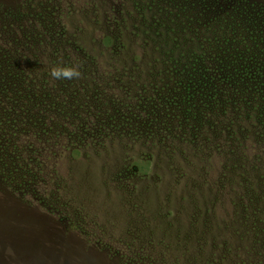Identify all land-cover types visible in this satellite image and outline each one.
I'll return each instance as SVG.
<instances>
[{
	"label": "rangeland",
	"instance_id": "374dc122",
	"mask_svg": "<svg viewBox=\"0 0 264 264\" xmlns=\"http://www.w3.org/2000/svg\"><path fill=\"white\" fill-rule=\"evenodd\" d=\"M154 1L0 0V47L5 42L20 53L24 68L44 66L45 43L35 26L47 12L57 19L62 2L64 17L125 26L128 48L141 52L142 61L155 57L164 71L160 52L169 45L157 49L154 38L126 29L141 16L151 19ZM193 1L210 22L221 6L240 0ZM128 8L132 19L124 22ZM182 44L176 53L188 57L190 46ZM60 52L69 57L65 46ZM14 64L4 59L12 78L1 81L37 97L54 94L65 106L0 105V264H264V85L234 86V94H178V74L169 65L176 99L167 112L153 101L144 114L129 120L116 114L113 122L105 112L111 99L92 119L89 99L73 93L71 80L42 73L36 84L34 74ZM116 84L120 94L112 95L126 100L124 83ZM153 86H145L150 95ZM196 146L204 150L197 153ZM247 187L255 195H246ZM242 200L261 218H249Z\"/></svg>",
	"mask_w": 264,
	"mask_h": 264
},
{
	"label": "trees",
	"instance_id": "16d2710c",
	"mask_svg": "<svg viewBox=\"0 0 264 264\" xmlns=\"http://www.w3.org/2000/svg\"><path fill=\"white\" fill-rule=\"evenodd\" d=\"M30 2L27 3L26 9L35 12L34 4H29ZM63 5L59 2L56 6L61 12L57 19L50 18V12H47V15L43 14L41 17L40 25L35 26L42 34L40 36H43L45 44L39 50V55L46 64L24 68L20 65V53L13 52L4 42L0 47V77H7L9 80L12 78L9 77L10 72L3 67L4 59L14 61V66L21 73L25 71L30 75L34 74L36 84L41 83V74L50 75L54 66L76 65L82 73L81 78H85L87 83L79 82L80 78L69 81V84L76 89L73 90L74 94H77V91L82 93L77 94L82 96V99H89L90 107H86V115L92 119L96 118L95 116L103 110V104L107 105L111 99L110 108L107 107L105 112L111 111L110 118L113 122L118 116L122 120H129L130 117L144 114L151 109L153 101L158 102L163 112H167L166 106L176 99L175 89L168 83L170 66L172 73L178 74L176 81L172 79L179 90L178 94H234V86L243 91L252 83L264 85V3L250 0L226 3L221 6L218 16L208 22L193 0L154 1L150 9L155 8L156 14L151 19L141 16L139 21L127 24L126 29L131 28L135 32L138 30L146 39L154 38L152 44H155L157 49L162 48V45H169V50L160 52L164 71L155 57H152L153 60L147 57L142 61L141 52H133L128 48L129 42L124 38L125 26L121 27L110 19L107 28H102L100 23L89 15H82L79 20L71 16L64 17ZM137 5L139 2L134 3V6ZM141 5L143 9L144 5ZM192 8H197L199 12L189 13ZM39 9L42 11V7ZM43 9L45 11V8ZM132 10L128 8L124 22L132 19ZM1 31L2 28L0 34ZM183 31L185 35L181 37ZM182 40L190 46L188 57L176 53L182 52ZM64 46L68 49L69 57L60 52ZM72 48H75L77 53L73 52ZM139 48L142 51L140 45ZM74 55L75 59L72 58ZM9 65L6 63V66ZM127 75L131 78L128 80L133 81L132 84L124 82ZM162 80L166 81V85L162 84ZM118 81L124 83L122 88L128 92L126 100L112 95L120 94V88L118 90L115 86ZM147 84L154 85L152 95L147 93ZM10 85L12 83L0 80V105L5 103L11 107L35 108L41 104L58 110L65 106L59 102L61 98L54 94H41L37 97V94H31L23 85L20 90L17 86L12 88ZM19 94L26 96L23 99ZM159 110L154 108L153 111L157 114ZM193 116L202 121L205 119L202 114ZM156 120L157 118H153L151 121ZM203 150V146L194 148L197 153ZM252 162L255 171L256 162ZM225 172L232 173L229 165H225ZM247 183L249 185L251 181L248 180ZM247 188L246 195L249 196L253 188ZM253 195L255 194L252 193ZM238 204L239 207L241 205L242 211L250 213L249 218H261L258 213L251 215L250 203H244L242 200Z\"/></svg>",
	"mask_w": 264,
	"mask_h": 264
},
{
	"label": "clouds",
	"instance_id": "9594fccd",
	"mask_svg": "<svg viewBox=\"0 0 264 264\" xmlns=\"http://www.w3.org/2000/svg\"><path fill=\"white\" fill-rule=\"evenodd\" d=\"M82 73L79 70V67L76 65H57L51 68L50 77L53 80H73L80 79Z\"/></svg>",
	"mask_w": 264,
	"mask_h": 264
}]
</instances>
